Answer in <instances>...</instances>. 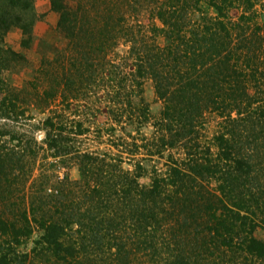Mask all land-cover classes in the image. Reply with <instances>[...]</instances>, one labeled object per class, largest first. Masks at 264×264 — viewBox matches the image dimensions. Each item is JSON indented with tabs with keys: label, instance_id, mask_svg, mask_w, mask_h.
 <instances>
[{
	"label": "trees",
	"instance_id": "obj_1",
	"mask_svg": "<svg viewBox=\"0 0 264 264\" xmlns=\"http://www.w3.org/2000/svg\"><path fill=\"white\" fill-rule=\"evenodd\" d=\"M48 1L66 47L17 88L1 76L27 61L4 35L20 30L28 49L42 15L35 0H0V264H96L86 248L124 252L109 239L121 219L143 263L167 250L169 264H264L256 1ZM145 80L162 105L155 120ZM91 135L106 149L82 148ZM47 158L78 180L51 179Z\"/></svg>",
	"mask_w": 264,
	"mask_h": 264
},
{
	"label": "rangeland",
	"instance_id": "obj_2",
	"mask_svg": "<svg viewBox=\"0 0 264 264\" xmlns=\"http://www.w3.org/2000/svg\"><path fill=\"white\" fill-rule=\"evenodd\" d=\"M257 5V21L260 25H263L264 29V0H255ZM35 8L36 13L39 15H42V18L39 19L34 27L33 32V42L31 46L28 49H25L21 46L20 40H21V32L18 29H11L4 35V42L5 44L12 48L17 53H22L26 59V63H22L19 65H15L9 70L5 71L3 75L1 76L2 79L6 82V84L20 88L24 82L31 80L34 75L35 69L39 65V61L41 59V56L45 55L48 58L53 57V50L59 49L60 51L63 50L66 47V39L63 38L60 34L56 32L55 26L57 21V15L56 13L52 12L49 8V1L48 0H35ZM159 42H161L159 40ZM264 52V49L263 51ZM144 92V100L149 106L150 110V117L151 120H155L157 117H159V113L161 110V103L155 100L154 91H153V85L150 80H145L143 84ZM39 119V117L37 118ZM206 130L204 131V135L206 140H210L212 138V135L215 132V122L210 121L206 125ZM152 126L150 123H147L141 128V132L143 133V137L146 136L148 138H151L152 136ZM118 134V133H117ZM134 134V133H133ZM42 133L39 132L37 134V138L41 137ZM90 139L86 140L85 147L82 148H90L94 149L96 146L99 147L101 150L106 149L107 139L105 144L102 143L103 140H93V135L88 136ZM98 141V142H97ZM45 152L41 151L40 154H44ZM42 156L39 159V163L42 162ZM45 160V159H44ZM43 160V168L46 172V175H50L51 179L55 180H62L64 176H67L70 181L78 180L79 175L78 171L75 168V166H69V168L61 167L59 166H52L50 163L55 162L52 158H47V160ZM262 164H259L258 168H255L253 175H260L261 181L260 184L264 186V156L262 157ZM49 163V164H48ZM162 163V162H161ZM159 167L160 164L156 163ZM41 167V166H39ZM124 167H127V165H124ZM39 173L38 170L34 171V175H37ZM34 178V177H33ZM27 185L25 186V188ZM20 188V186H19ZM53 189V188H50ZM53 191V190H52ZM27 190L24 194H27ZM17 195H20L17 194ZM22 203V202H21ZM25 205L27 206V199L25 201ZM125 221L124 219H121V222L119 224V228H121V231L117 233H111L109 235V239L116 240L115 243L121 242L125 244L124 252H118L117 248H112V250L106 252H103L105 247L101 246L99 247V250L97 251L96 246H94L92 249L86 248L85 251L88 252V256H94V261H96V264H169L174 259V256L171 255L170 252L166 250L165 253L163 252H156V255L154 256L153 263H150L148 260H145L143 263V248L137 249L135 246L136 240H131L132 242H129V237H132V234L129 231L124 232V228L122 225V222ZM128 225V221H125ZM255 235L258 238L263 239L264 232L260 229H258L255 233ZM35 234L29 238V240L26 243L25 247H21V250L29 251L32 247V240L35 238ZM114 243V242H112ZM129 243V244H128ZM187 249V245L184 246ZM119 248V246H118ZM189 248V245H188ZM83 264H92L90 261H84ZM95 264V262H93Z\"/></svg>",
	"mask_w": 264,
	"mask_h": 264
}]
</instances>
